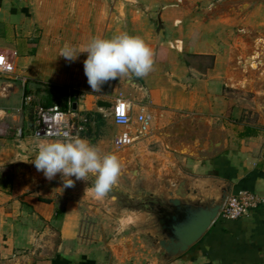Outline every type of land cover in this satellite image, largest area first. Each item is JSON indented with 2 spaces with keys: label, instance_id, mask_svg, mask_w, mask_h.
Segmentation results:
<instances>
[{
  "label": "crops",
  "instance_id": "0c3cea01",
  "mask_svg": "<svg viewBox=\"0 0 264 264\" xmlns=\"http://www.w3.org/2000/svg\"><path fill=\"white\" fill-rule=\"evenodd\" d=\"M57 2L92 28L104 0H0V53L12 63L0 72L8 78L0 82V166L12 168L10 186L0 185V264H161L160 252L135 230L132 211L95 196V177H71L74 187L64 188L60 174L48 180L35 168L38 142L62 138L34 135L31 119L10 121L23 95L19 81L37 77L72 90L59 98L75 112L80 133L73 136L117 155L122 169L149 178L172 165L193 180L226 179L229 193L260 197L240 217L218 216L162 264H264V0H142L137 10L113 0L106 27L140 36L154 66L143 78L110 80L100 92L89 86L82 64L74 65L79 75L56 74L54 66L66 63L51 51L63 46L44 34ZM87 43L68 44L83 50ZM118 97L131 103L125 124L96 109L97 99ZM141 108L151 114L146 134L137 132ZM123 131L133 141L116 148Z\"/></svg>",
  "mask_w": 264,
  "mask_h": 264
},
{
  "label": "water",
  "instance_id": "95a60500",
  "mask_svg": "<svg viewBox=\"0 0 264 264\" xmlns=\"http://www.w3.org/2000/svg\"><path fill=\"white\" fill-rule=\"evenodd\" d=\"M96 109L112 118L114 102L97 99ZM126 171L129 176L124 175ZM229 189L226 179L207 177L196 181L170 165L164 174L149 178L140 176L135 168L122 169L107 195L116 207L132 211L135 230L160 252L162 264L204 234L219 216Z\"/></svg>",
  "mask_w": 264,
  "mask_h": 264
},
{
  "label": "clouds",
  "instance_id": "9594fccd",
  "mask_svg": "<svg viewBox=\"0 0 264 264\" xmlns=\"http://www.w3.org/2000/svg\"><path fill=\"white\" fill-rule=\"evenodd\" d=\"M81 52L87 53L84 73L93 92H100L102 85L122 77H146L154 66L153 50L140 36L120 33L111 38L93 37L83 48L65 43L59 56L72 62ZM37 171L48 180L60 174L63 187H74L76 180L88 181L95 177L92 191L97 198L105 197L117 183L122 162L115 154H101L87 139L71 136L41 140L32 161Z\"/></svg>",
  "mask_w": 264,
  "mask_h": 264
},
{
  "label": "rangeland",
  "instance_id": "374dc122",
  "mask_svg": "<svg viewBox=\"0 0 264 264\" xmlns=\"http://www.w3.org/2000/svg\"><path fill=\"white\" fill-rule=\"evenodd\" d=\"M125 1L128 2L127 4H129L131 9L133 10L142 8V0H125ZM66 4L68 3L57 2L56 5H54V9L52 10L51 20H50L51 31L48 32L47 34H44V36L46 37L44 39L45 41H48L50 43H55L57 47H62L65 43H74L79 41L89 42L93 37L111 38L114 35L120 34V32H118V29L113 28L114 30H112L106 27L107 17L110 9L112 8L113 0H104L103 3L102 2L100 3L98 20H94L96 24L92 28L88 24L85 26H80L78 24L79 21L76 18L75 11L64 9ZM40 36L42 35L40 34L39 37ZM51 52L59 62L66 63L64 64L63 67L62 66L59 67L56 65L54 66V68L57 70L56 74L65 75V76L79 75L80 71L76 69L74 65L82 64L81 66H84L83 62L87 58V53L81 52L79 56L80 57L82 56V58H84L83 60H81L78 56L75 61L69 62L62 56H59L60 49H54ZM5 79L8 78H5L2 74H0V82H3ZM21 82L22 81H19V85H20V89L23 90V95L22 96L19 95V97H17V99L14 101L18 109H12L16 116L15 119L12 118L10 119L11 122L14 120L15 122L20 123L23 122L24 120H29L33 109L45 103L47 98L46 89L49 86L55 85L52 83H48L46 81H42L39 77L25 79L23 81L24 84H22ZM106 85L107 84L105 83L104 86ZM59 97L61 98V95H59L55 89H52L51 100L52 101L54 100L53 103H55L57 107L63 105ZM74 114L75 112L71 114L70 118L75 117ZM83 117L84 118L82 121L87 122L88 120L86 119H88V116H85L83 114ZM84 124L82 123V128L85 127ZM79 133L80 131H78L77 135H79ZM11 172H12V168L9 164L0 166V185L2 187L10 186Z\"/></svg>",
  "mask_w": 264,
  "mask_h": 264
},
{
  "label": "built area",
  "instance_id": "2783aa9c",
  "mask_svg": "<svg viewBox=\"0 0 264 264\" xmlns=\"http://www.w3.org/2000/svg\"><path fill=\"white\" fill-rule=\"evenodd\" d=\"M12 70V63L4 54L0 53V72H9ZM131 103L129 100L118 97L114 101V110L112 119L118 124H125L130 121ZM72 109L63 110L57 105L38 106L35 110L33 118L32 132L36 136H59L63 137L65 133L73 136L77 135L80 130L71 121ZM136 121L138 123L137 132L139 134H146L150 128L151 114L142 108L136 114ZM133 136L123 131L119 133L114 139L116 148H121L131 144ZM260 200V197L249 191L240 190L236 193H228L225 202L220 210L219 216L235 219L247 213L250 207L255 206Z\"/></svg>",
  "mask_w": 264,
  "mask_h": 264
},
{
  "label": "trees",
  "instance_id": "16d2710c",
  "mask_svg": "<svg viewBox=\"0 0 264 264\" xmlns=\"http://www.w3.org/2000/svg\"><path fill=\"white\" fill-rule=\"evenodd\" d=\"M52 89H55L59 95L64 96V97H70L69 95H71V93H72V90L71 89H69L68 87L63 86V85H53V86H49L46 89V91H47L46 101H45V103L42 106L50 105V104L53 103L54 100L53 101L51 100ZM53 104H55V103H53ZM64 106H66L65 103H63V105L60 106V107H58V108L63 109ZM35 110H36V108L33 109L32 113L30 115V119L32 121H33V118H34ZM85 116H88V114L85 113Z\"/></svg>",
  "mask_w": 264,
  "mask_h": 264
}]
</instances>
